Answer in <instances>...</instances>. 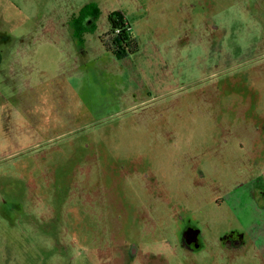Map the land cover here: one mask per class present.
Returning a JSON list of instances; mask_svg holds the SVG:
<instances>
[{
    "label": "rangeland",
    "instance_id": "1",
    "mask_svg": "<svg viewBox=\"0 0 264 264\" xmlns=\"http://www.w3.org/2000/svg\"><path fill=\"white\" fill-rule=\"evenodd\" d=\"M114 12L139 45L121 59ZM255 188L264 0H0V264H261L177 234L264 232Z\"/></svg>",
    "mask_w": 264,
    "mask_h": 264
},
{
    "label": "flooded vegetation",
    "instance_id": "2",
    "mask_svg": "<svg viewBox=\"0 0 264 264\" xmlns=\"http://www.w3.org/2000/svg\"><path fill=\"white\" fill-rule=\"evenodd\" d=\"M257 188H255V192L258 190ZM252 197L257 202V210L264 212V190H261L259 193L257 192L256 196L253 195ZM190 221L188 220L186 223H183V230L177 234L180 237V233H182V239H179L182 241L180 245L188 249L192 254L208 251L215 256L212 258L213 261L215 259L218 262L220 259L223 260L226 257L231 259L245 250L254 249V235L248 226L242 227L241 223L237 226L229 223L221 233L207 237L206 233L199 229L200 227L188 224Z\"/></svg>",
    "mask_w": 264,
    "mask_h": 264
},
{
    "label": "trees",
    "instance_id": "3",
    "mask_svg": "<svg viewBox=\"0 0 264 264\" xmlns=\"http://www.w3.org/2000/svg\"><path fill=\"white\" fill-rule=\"evenodd\" d=\"M77 19V21L73 20V25L76 27L77 37L81 42L84 34L96 30L99 15L85 9L81 17ZM108 21L110 27L102 37L103 45L120 59L136 53L139 45L132 33L131 24L124 14L121 12L111 13L108 16Z\"/></svg>",
    "mask_w": 264,
    "mask_h": 264
},
{
    "label": "crops",
    "instance_id": "4",
    "mask_svg": "<svg viewBox=\"0 0 264 264\" xmlns=\"http://www.w3.org/2000/svg\"><path fill=\"white\" fill-rule=\"evenodd\" d=\"M82 45L85 44V41L82 40L80 42ZM251 227V226H250ZM253 232L254 237V251H256V255L259 257V260L261 264H264V232H258V231H251ZM238 255H235L232 257V260L235 261Z\"/></svg>",
    "mask_w": 264,
    "mask_h": 264
}]
</instances>
